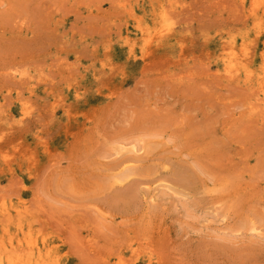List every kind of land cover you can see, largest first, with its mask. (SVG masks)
<instances>
[{
    "label": "rangeland",
    "instance_id": "rangeland-1",
    "mask_svg": "<svg viewBox=\"0 0 264 264\" xmlns=\"http://www.w3.org/2000/svg\"><path fill=\"white\" fill-rule=\"evenodd\" d=\"M0 264H264V0H0Z\"/></svg>",
    "mask_w": 264,
    "mask_h": 264
},
{
    "label": "bare ground",
    "instance_id": "bare-ground-1",
    "mask_svg": "<svg viewBox=\"0 0 264 264\" xmlns=\"http://www.w3.org/2000/svg\"><path fill=\"white\" fill-rule=\"evenodd\" d=\"M164 31V30H163Z\"/></svg>",
    "mask_w": 264,
    "mask_h": 264
}]
</instances>
